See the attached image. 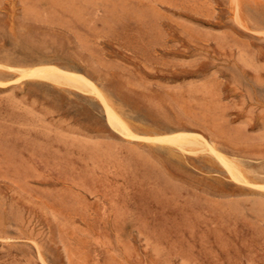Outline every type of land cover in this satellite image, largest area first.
Returning a JSON list of instances; mask_svg holds the SVG:
<instances>
[{
    "label": "rangeland",
    "instance_id": "1",
    "mask_svg": "<svg viewBox=\"0 0 264 264\" xmlns=\"http://www.w3.org/2000/svg\"><path fill=\"white\" fill-rule=\"evenodd\" d=\"M0 264H264V0H0Z\"/></svg>",
    "mask_w": 264,
    "mask_h": 264
},
{
    "label": "bare ground",
    "instance_id": "2",
    "mask_svg": "<svg viewBox=\"0 0 264 264\" xmlns=\"http://www.w3.org/2000/svg\"><path fill=\"white\" fill-rule=\"evenodd\" d=\"M46 67H47V66H46ZM48 67H49V66H48ZM54 67H55V66H54ZM39 68H40V67H39ZM42 68H43V67H42ZM44 68H45V67H44ZM56 68H57V67H56ZM14 69H15V70H18L22 75H25L24 77H20V78H26V76H30V77L32 76V77L37 78V77L39 76V77L42 78V79H43V77H45V78H47V79H50L51 81L54 80L53 82L56 81V82L63 83V84H64V83H67V82L63 81L64 78L61 76L62 74L60 75V73H59V75H60L61 77H59V76H58V77H55V75H51V72H50V74L48 75V72H49V71H48L47 73H45V75H44V73H42L43 71H40V70L37 71V70H36L35 72H33V70H34V69H33L32 72H28V71H27L28 73L25 72L26 74H24L23 70L20 69L19 67H16V68H14ZM24 70H25V69H24ZM46 70H47V69H46ZM46 70H45V71H46ZM49 70H50V69H49ZM54 70H55V69H54ZM59 71H60V69H59ZM52 72H53V69H52ZM60 72H61V71H60ZM15 73H16V72H15ZM54 73H55V72H54ZM71 74H72V73H71ZM43 75H44V76H43ZM77 76H78V75H77ZM79 76H82V75H79ZM79 76H78V77H79ZM32 77H31V78H32ZM82 77H83V76H82ZM62 78H63V79H62ZM69 79H70V77H69ZM83 80H86V79L83 78ZM68 81H69V80H68ZM71 82H73V81H71ZM85 82H88V81L86 80ZM89 82H90V81H89ZM69 83H70V81H69ZM81 83H82V82H81ZM67 84H68V83H67ZM75 84H76V83H75ZM75 84H74V86H75ZM82 84H83V83H82ZM69 85H72V84H69ZM77 85H78V84H77ZM77 85H76V86H77ZM74 86H73V87H74ZM76 86H75V87H76ZM81 86H82V85H81ZM79 87H80V86L78 85L77 89H78ZM82 87H83V86H82ZM88 87H89V86H88ZM88 87H86V88H88ZM81 89H82V88H81ZM84 91L87 92L86 90H84ZM101 95H102V94H101ZM111 110H112V109L110 108V110H109V116H110V120H111L113 126H114V127H117V129L121 130V132H123L125 135L128 134V136H130V135H129V130H130V129L128 128L129 126L127 127V126H126L127 124H126L125 122L122 121V119L119 117V115L117 116L116 113L113 112V110H112V111H111ZM130 134L132 135V133H130ZM186 135H187V134H186ZM132 136H133V135H132ZM135 136H137V135H135ZM135 136H134V137H135ZM166 136H167V135H166ZM171 136H173V135H171ZM171 136H170V137H171ZM177 136L179 137V134H178ZM180 136L182 137V135H180ZM130 137H131V136H130ZM181 137H180V138H181ZM162 138H163V137H162ZM167 138H168V137H167ZM173 138H174V137H173ZM176 138H177V137H176ZM186 138H187V136H186ZM189 138H192V137H189ZM194 138H195V137H194ZM155 139H156V138H155ZM157 139H161V138L159 137V138H157ZM163 139H164V138H163ZM163 139H162V140H163ZM182 139H184V138L182 137ZM165 140H166V139H165ZM179 140H181V139H179ZM189 140H190V139H189ZM159 141H161V140H159ZM172 141H173V140H172ZM172 141H171V142H172ZM176 141H177V139H176ZM190 141H191V140H190ZM184 142H186V141L184 140ZM187 142H188V141H187ZM187 142H186V143H187ZM172 143H174V142H172ZM182 143H183V142H182ZM182 143H181V144H182ZM183 144H184V143H183ZM189 144H190V143H189ZM191 146H192V144H191ZM215 152H216V151H215ZM217 153H218V152H217ZM220 155H221V154H220ZM222 157H223V156H222ZM223 161H224V160H223ZM225 162H226V161H225ZM225 162H224V163H225ZM227 163H228V162H227ZM225 164H226V163H225ZM228 165H230V164L228 163ZM228 167L230 168V166H228ZM230 169H232V167H231ZM232 170H233V169H232ZM237 171H238V170H237ZM233 172H234V170H233ZM233 172H232V173H233ZM235 172H236V171H235ZM236 173H237V172H236ZM238 174H239V173H238ZM238 174H237V175H238ZM240 174H241V173H240ZM232 175H233V174H232ZM237 175H234V176L237 177ZM239 178H240V177H239ZM235 179H236V178H235Z\"/></svg>",
    "mask_w": 264,
    "mask_h": 264
}]
</instances>
